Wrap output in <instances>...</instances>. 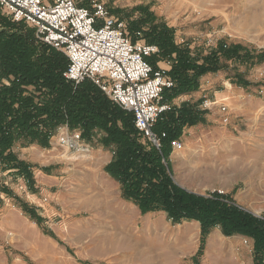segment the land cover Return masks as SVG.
Listing matches in <instances>:
<instances>
[{
  "label": "rangeland",
  "instance_id": "obj_1",
  "mask_svg": "<svg viewBox=\"0 0 264 264\" xmlns=\"http://www.w3.org/2000/svg\"><path fill=\"white\" fill-rule=\"evenodd\" d=\"M101 1L124 23L132 42L147 43L154 30L166 28L175 46L187 48L199 64L200 57L217 50L220 41L241 46L239 56L221 59V69L202 75L196 90L172 99L176 111L185 107L196 119L182 125L180 136L175 138L183 143V150H170L163 162L180 189L198 196L219 194L263 218L264 0ZM75 2L90 8V0ZM237 13L245 28L235 24ZM0 17L24 30H34L11 21L1 9ZM48 49L46 55L50 54ZM59 55L55 62L64 66L65 58ZM217 55L222 58L221 53ZM155 60L156 65L159 61L168 63L166 59ZM4 83L8 85L6 80ZM203 97L217 106L203 110ZM65 130L82 133L66 120L50 135L48 146L36 142L44 150L36 147L40 152L30 151L26 160L16 155L34 168L31 186L14 169L0 171V264L256 263L251 237L226 236L216 226L203 238L197 220L173 222L160 209L142 213L132 199L124 197L120 180L108 173L117 148L107 142L106 131L95 129L85 141L89 152H79L55 145ZM135 138L153 147L141 134ZM185 227L194 234L191 242L176 236ZM214 235H221V242L213 247Z\"/></svg>",
  "mask_w": 264,
  "mask_h": 264
},
{
  "label": "trees",
  "instance_id": "obj_2",
  "mask_svg": "<svg viewBox=\"0 0 264 264\" xmlns=\"http://www.w3.org/2000/svg\"><path fill=\"white\" fill-rule=\"evenodd\" d=\"M147 44L159 49L157 55L148 58L154 69H157L155 58L171 63L167 75L174 87L163 93V100L168 103L179 94L196 90L202 75L217 72L222 68L221 59L237 57L241 49L239 45L228 46L220 41L217 50L200 57L202 62L199 64L187 48L175 46L166 28L154 30ZM45 48H49V55ZM57 52L38 42L34 30H24L0 17V171L14 169L16 175L31 186L34 182L32 167L11 152L16 140L29 139L46 147L50 135L66 120L73 128L82 129L84 141L90 140L95 129H102L107 133V142L117 148L116 156L107 166L108 173L120 180L124 197L132 199L142 213L160 209L173 222L197 220L203 238L216 226L226 236L251 237L254 239L255 264H261L264 216H254L219 194L206 197L188 193L177 187L167 173L163 161L172 150L170 142L180 136L182 125L196 119L191 111L185 107L176 111L173 106L171 112L160 116L153 130L157 134L165 132L166 137L161 140L160 149L146 147L135 138L138 131L130 113L113 105L89 80L73 88L63 78L67 59L61 53L65 58L64 66L60 61L55 62L60 56ZM29 88L34 89L30 91ZM38 91L40 96H36ZM23 207L28 208L27 205Z\"/></svg>",
  "mask_w": 264,
  "mask_h": 264
},
{
  "label": "built area",
  "instance_id": "obj_3",
  "mask_svg": "<svg viewBox=\"0 0 264 264\" xmlns=\"http://www.w3.org/2000/svg\"><path fill=\"white\" fill-rule=\"evenodd\" d=\"M0 9L11 21L33 27L35 38L62 53L67 59L63 78L74 87L92 82L121 110L133 116L135 129L155 148H161L165 132H154V124L173 110L163 93L174 87L165 70L154 69L148 58L159 49L145 42H132L122 21L113 17L101 0H90V8L75 0H0ZM217 103L203 97L200 107L209 110ZM222 112L225 107L220 106ZM228 117L224 116V122ZM55 145L68 151L89 152L80 131H62ZM173 151L183 143L170 142ZM0 199H3L0 194Z\"/></svg>",
  "mask_w": 264,
  "mask_h": 264
},
{
  "label": "crops",
  "instance_id": "obj_4",
  "mask_svg": "<svg viewBox=\"0 0 264 264\" xmlns=\"http://www.w3.org/2000/svg\"><path fill=\"white\" fill-rule=\"evenodd\" d=\"M157 68L161 69V70H165L166 72L169 71L170 69V65L169 63L165 62V61H159L157 63ZM173 105L175 106V104L173 103ZM36 145V146H35ZM40 150H44L45 148L40 147L35 141H31L29 139H18L14 142L12 148H11V152L15 155H18L20 159L26 160L25 159V155H28L30 153V151H35V152H40L38 151V149ZM33 171V175L35 177V172H34V168H32ZM193 232L191 229L189 228H184V230H179V232L176 234V236H183L184 238H186V240L188 242H191L192 237H193ZM221 235H214L211 238V244L214 247L215 245L219 244L221 241Z\"/></svg>",
  "mask_w": 264,
  "mask_h": 264
},
{
  "label": "bare ground",
  "instance_id": "obj_5",
  "mask_svg": "<svg viewBox=\"0 0 264 264\" xmlns=\"http://www.w3.org/2000/svg\"><path fill=\"white\" fill-rule=\"evenodd\" d=\"M248 8V7H247ZM246 12V11H245ZM250 13V12H249ZM247 14V13H246ZM252 14H253V12H252ZM256 14V13H255ZM234 15V14H233ZM236 15V14H235ZM251 15V14H250ZM250 15H248V17L250 16ZM257 15V14H256ZM251 16H253V15H251ZM258 16V15H257ZM257 16H255V17H257ZM239 17H240V14L239 13H237V15L235 16V18H234V20H235V24L238 26V27H240V29H242V28H245V27H242V25H241V22H240V20H239ZM260 16H258V18L257 19H260L259 18ZM244 18V17H243ZM251 18V17H250ZM253 18H254V16H253ZM261 20V19H260ZM255 21V20H254ZM259 22V21H258ZM256 23H257V21H256ZM256 23H254V24H256ZM260 24V23H259ZM249 25H251L250 23H249ZM248 25V26H249ZM246 26V25H245ZM254 26H257V25H253V28H254ZM250 27H252V26H250ZM249 27V28H250ZM248 32V31H247ZM249 32H250V30H249ZM240 33H242V31H240ZM239 33V34H240ZM245 34V33H244ZM153 234H154V232H153ZM156 234V233H155Z\"/></svg>",
  "mask_w": 264,
  "mask_h": 264
}]
</instances>
